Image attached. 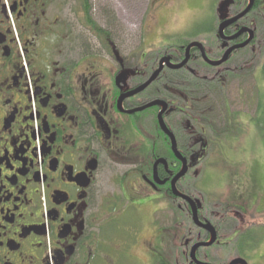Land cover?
<instances>
[{"label":"flooded vegetation","instance_id":"obj_1","mask_svg":"<svg viewBox=\"0 0 264 264\" xmlns=\"http://www.w3.org/2000/svg\"><path fill=\"white\" fill-rule=\"evenodd\" d=\"M69 5L0 0V264H264V179L210 197L196 171L213 91L264 53V0H215L153 56Z\"/></svg>","mask_w":264,"mask_h":264},{"label":"rangeland","instance_id":"obj_2","mask_svg":"<svg viewBox=\"0 0 264 264\" xmlns=\"http://www.w3.org/2000/svg\"><path fill=\"white\" fill-rule=\"evenodd\" d=\"M68 1L70 16L78 12L80 17V34L88 35L82 28V0ZM214 3L215 0H89L87 16L98 27L110 26L111 31L124 36L127 48L132 45L142 51L153 49V56L162 54L163 47L171 43L199 38L213 24ZM80 39L82 46L84 41ZM258 55L250 64L252 72L247 78H229L224 89L213 91L214 96L220 97L215 113H225L226 120L216 117L213 124L218 135L208 132L215 145L208 149L207 159L196 170L210 197H216L235 179H264V53ZM225 98L229 104L223 103ZM257 233L264 237V229Z\"/></svg>","mask_w":264,"mask_h":264},{"label":"water","instance_id":"obj_3","mask_svg":"<svg viewBox=\"0 0 264 264\" xmlns=\"http://www.w3.org/2000/svg\"><path fill=\"white\" fill-rule=\"evenodd\" d=\"M243 15V14H242ZM242 15H240V16H238L237 18H235V19H233V22L234 21H237V19H239V18H241L242 17ZM232 22V21H231ZM193 46H197V47H199L200 48V45L199 44H196V45H192V46H189L188 47V51H190L191 50V48L193 47ZM203 56H204V58H206V56L204 55V53H203ZM207 59V58H206ZM187 61H188V58L180 65V66H175V68H180V67H182L184 64H186L187 63ZM225 62V59H223L222 61H220L219 63H212L213 65H215V66H217V65H221L222 63H224ZM164 64V60L163 61H161V68L156 72V74L154 75V77H153V79L148 83V84H146L144 87H143V89H145L154 79H156L157 77H158V75L160 74V72L162 71V65ZM161 122H163L162 120L160 121V123ZM168 133V132H167ZM169 135H171V134H169ZM182 175H184L183 173L181 174V175H178L177 176V178L175 179V181L177 180V179H179L180 177H182Z\"/></svg>","mask_w":264,"mask_h":264},{"label":"trees","instance_id":"obj_4","mask_svg":"<svg viewBox=\"0 0 264 264\" xmlns=\"http://www.w3.org/2000/svg\"><path fill=\"white\" fill-rule=\"evenodd\" d=\"M85 11H86V13H87V15H88V14H89L88 12L90 11V8L86 7V8H85ZM88 23H89V25H91V26L93 27V29H94L95 31H97V33H101V34H104V33H105V31H104L102 28L98 27V26L95 24V22H94L90 17H88Z\"/></svg>","mask_w":264,"mask_h":264},{"label":"bare ground","instance_id":"obj_5","mask_svg":"<svg viewBox=\"0 0 264 264\" xmlns=\"http://www.w3.org/2000/svg\"><path fill=\"white\" fill-rule=\"evenodd\" d=\"M204 29V28H203Z\"/></svg>","mask_w":264,"mask_h":264}]
</instances>
